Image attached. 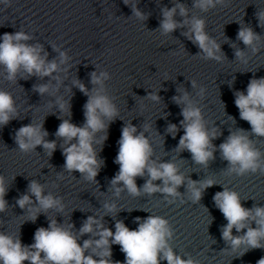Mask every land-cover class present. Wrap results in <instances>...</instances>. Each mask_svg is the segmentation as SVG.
Masks as SVG:
<instances>
[{
    "label": "clouds",
    "instance_id": "obj_1",
    "mask_svg": "<svg viewBox=\"0 0 264 264\" xmlns=\"http://www.w3.org/2000/svg\"><path fill=\"white\" fill-rule=\"evenodd\" d=\"M128 4V0H123ZM0 3L11 6L12 0H0ZM230 0H192V7L204 13L215 10L218 7H227ZM138 5V4H137ZM137 5L131 6L132 15L138 20H146L147 14ZM177 13L182 18L177 20ZM257 19H264V14L257 13ZM159 32L167 36L178 28L189 25L186 36L192 44L200 50L197 56L202 60L221 62L222 55L220 44L212 37L207 29V21L203 17L190 16L189 8L180 0H175L171 8H161ZM245 47L253 46L254 52L260 50L254 47L260 40V34L251 27L241 26L237 37ZM31 37L24 31L4 33L0 36V69L4 71V79L7 82L20 79L48 78L58 80L55 74L61 70L70 72L73 64L72 57L67 52L58 51L59 61L48 60L47 53L42 46L27 43ZM235 56L243 63H248L244 50H236ZM67 64L66 69L61 65ZM90 83L94 86L91 90L79 79L72 81V86L77 88L87 97L83 105L84 122L77 125L72 122L71 116L61 120L55 137L61 140L60 150L64 156L63 171L69 174L80 173V178L85 182L99 184L96 179L101 169L105 166V160L97 151V145L103 150V144L109 138V125L119 117V109L115 98L110 96L105 88V82L111 79L107 71H92ZM191 86L197 87V81L191 80ZM234 83V80H233ZM33 91L40 96L50 92L48 82L34 84ZM54 93V89L52 90ZM207 88L200 86L199 95L205 97ZM177 95L171 99L180 107V115L183 117L176 123H168L165 131L173 139L183 129L176 151H187L191 155L193 163L207 165L215 159V152H219L221 159L227 161L225 171L234 173L238 177L245 174L264 173V153L254 147L251 137L264 138V77L253 78L247 84L246 90L234 91V103L239 110L241 120L250 124L251 130L237 128L230 132L227 138L218 146L212 142L220 133L213 126H207L203 109L192 100L189 93L181 88L177 89ZM147 99L159 103V92H149ZM55 105L60 113H71L70 101L60 98L55 100ZM54 115V114H53ZM19 117L16 99L10 91L0 88V128L7 126L12 120ZM59 118V117H58ZM151 124L144 123L138 127L130 121L121 129L118 140V152L114 163L119 165V170L109 181L107 191L114 190L116 197L122 192L130 196L138 197L141 193L146 195L162 194L169 205L178 200L181 204L191 202L200 204L204 192L214 186L212 179L193 180L187 179L180 172L178 166L171 160H157L154 156L152 141L147 133ZM97 134H102L98 137ZM48 131L43 122H31L19 127L13 136L17 145L16 149L22 154H31L40 146L50 157L57 149V139L49 140ZM63 172L58 173L56 181L64 180ZM137 178L144 179L141 186L137 185ZM15 177H13V180ZM159 181L160 183H156ZM213 196L215 207L219 209L227 221L221 227V238L227 245L222 252H235L243 247L241 256L250 250L264 249V206L253 204L251 208L243 206L239 193L230 187H224ZM185 190L181 192L179 189ZM10 189L7 178L0 174V213H4L9 207L5 199ZM183 193H188V200L180 199ZM16 205L24 210L27 206L28 219L35 222L40 214L48 218L47 227H39L34 233V243L23 244L20 235L9 234L0 230V264H199V261L191 257H183L178 254L168 243L175 230L169 219L151 214L146 218L135 217L136 229H130L123 220H114V229L105 225L101 216L89 215L77 230L71 222H58L55 217H49L50 210L56 213H64L66 204L63 196L54 195L45 190V185L36 179L29 180L27 190L16 199ZM102 207L106 215L116 214L120 209L115 202L106 201ZM143 211V210H142ZM112 216V215H111ZM235 229L236 235L233 234ZM246 230V231H245ZM88 235L89 238H81ZM119 245L120 251L125 254L123 262L113 260L112 246ZM264 264V257L257 261Z\"/></svg>",
    "mask_w": 264,
    "mask_h": 264
}]
</instances>
